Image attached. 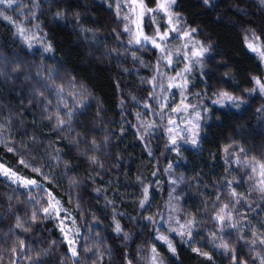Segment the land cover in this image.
Here are the masks:
<instances>
[{
	"label": "clouds",
	"instance_id": "clouds-1",
	"mask_svg": "<svg viewBox=\"0 0 264 264\" xmlns=\"http://www.w3.org/2000/svg\"><path fill=\"white\" fill-rule=\"evenodd\" d=\"M0 264H264V0H0Z\"/></svg>",
	"mask_w": 264,
	"mask_h": 264
}]
</instances>
